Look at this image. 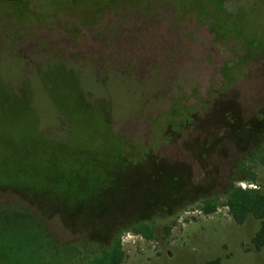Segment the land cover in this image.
<instances>
[{
	"label": "rangeland",
	"instance_id": "obj_1",
	"mask_svg": "<svg viewBox=\"0 0 264 264\" xmlns=\"http://www.w3.org/2000/svg\"><path fill=\"white\" fill-rule=\"evenodd\" d=\"M262 109L248 0L0 2V264H81L107 213L153 228L121 226L122 264H264L257 220L199 211L239 185L232 141Z\"/></svg>",
	"mask_w": 264,
	"mask_h": 264
},
{
	"label": "trees",
	"instance_id": "obj_2",
	"mask_svg": "<svg viewBox=\"0 0 264 264\" xmlns=\"http://www.w3.org/2000/svg\"><path fill=\"white\" fill-rule=\"evenodd\" d=\"M232 146L239 156V162L237 161L238 166L232 170L233 173L240 175L237 178L239 185L232 187L222 204H219L217 198L206 199L199 207V211L204 215H211L217 211L219 206H222L228 210V214L232 220L239 225L243 224L247 217L252 216L259 222V228L251 239L254 250L258 252L264 246V186L259 183L255 166H260L262 170H264V109L258 112L254 121L248 122L237 132L232 141ZM242 157L245 159L242 160ZM128 169V166L123 167V172L121 173L125 174ZM116 184L115 181L104 183V189L107 191V194L103 196L107 198L113 197L111 189L115 188L117 186ZM240 184L254 186L255 188L246 187L242 189ZM16 194L19 195V192H16ZM101 197L102 196L96 197L95 201L101 200ZM22 199L31 205L32 201L26 198ZM74 201L76 202L77 199H74ZM85 202L91 203L89 201ZM60 204L61 203H59V205ZM78 204L82 205V203L77 202L76 205ZM36 207L37 211L42 216L45 215L46 217L51 214L48 208L42 203L38 204ZM55 212L60 213L58 211ZM60 214L63 216V213ZM138 218L139 216L133 215L114 220L113 217H110L109 213L100 216L98 220L94 218V216L89 218L85 224V228L89 229L88 237L90 238V243L97 244L99 241H104L106 239V242H109L110 245H103L100 249L93 251L81 262V264H122L124 253L122 250L120 231L121 226L125 223L132 224L130 231L134 235L140 236L148 241L152 240V226ZM93 221L98 222L99 226L91 227L90 225H92L91 223H93ZM103 222L107 225L100 224ZM40 224L43 226L42 223ZM170 230L171 227L169 226L164 228L165 236L169 235ZM102 237H104V239ZM99 238H101V240ZM209 264H219V260L216 259Z\"/></svg>",
	"mask_w": 264,
	"mask_h": 264
},
{
	"label": "flooded vegetation",
	"instance_id": "obj_3",
	"mask_svg": "<svg viewBox=\"0 0 264 264\" xmlns=\"http://www.w3.org/2000/svg\"><path fill=\"white\" fill-rule=\"evenodd\" d=\"M5 1H11L14 2L15 0H0V2H5ZM249 1V6L254 9H262L264 7V0H248ZM97 19V18H96ZM96 19H94L96 21Z\"/></svg>",
	"mask_w": 264,
	"mask_h": 264
},
{
	"label": "built area",
	"instance_id": "obj_4",
	"mask_svg": "<svg viewBox=\"0 0 264 264\" xmlns=\"http://www.w3.org/2000/svg\"><path fill=\"white\" fill-rule=\"evenodd\" d=\"M240 186L242 187V189H245L246 187L255 188L254 186H246L245 184H240Z\"/></svg>",
	"mask_w": 264,
	"mask_h": 264
}]
</instances>
